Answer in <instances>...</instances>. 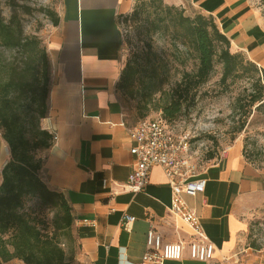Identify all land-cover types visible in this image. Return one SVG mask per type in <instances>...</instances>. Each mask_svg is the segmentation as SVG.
Returning <instances> with one entry per match:
<instances>
[{
  "label": "crops",
  "instance_id": "obj_1",
  "mask_svg": "<svg viewBox=\"0 0 264 264\" xmlns=\"http://www.w3.org/2000/svg\"><path fill=\"white\" fill-rule=\"evenodd\" d=\"M165 2L212 17L230 50L264 71V15L255 0ZM131 6V0H59L58 23L44 37L50 85L39 126L56 139L38 152L39 175L70 207L77 250L67 264H137L148 229L164 243L186 244L192 238L188 225L169 211L171 188L160 166L150 169L143 191L133 193L124 186L135 160L127 130L136 121L116 88L123 68L117 16ZM8 159L0 129V183ZM199 174L206 179L204 191L183 194V199L213 243V257L198 261L185 250L182 259L169 264H264V251L247 243L249 217L264 204V168L249 162L242 144L235 142ZM123 213L135 217L127 228L121 224ZM0 264L25 263L0 258Z\"/></svg>",
  "mask_w": 264,
  "mask_h": 264
},
{
  "label": "rangeland",
  "instance_id": "obj_2",
  "mask_svg": "<svg viewBox=\"0 0 264 264\" xmlns=\"http://www.w3.org/2000/svg\"><path fill=\"white\" fill-rule=\"evenodd\" d=\"M163 2L174 5L165 0ZM255 2L264 15V0ZM131 3L127 13L117 16L120 59L123 67L130 62L133 68L124 88L118 92L129 116L137 122L140 119L137 115L139 107L146 111L145 117L162 118V106L172 100L180 71L194 70L196 59L188 44L179 39L178 27L171 25L169 19L166 24L160 22L159 13L167 14L168 11L162 10L153 0H131ZM58 4L59 0H0V9L6 21L15 15L23 33L38 36L45 46V33L52 24L47 11L57 13ZM174 6L182 8L185 15L192 16L182 6ZM135 7L138 14L133 16ZM176 12L171 11L168 17L176 16ZM21 58L17 49L0 45V70L10 63L19 64ZM241 66V70L222 80V64L215 58L213 70L207 81L195 91L193 102L174 119L166 121L175 135L187 137V157L196 173L202 172L212 160L221 156L228 145L235 142L242 144L243 155L249 162L264 168V104L256 107L259 103L252 102V95L255 94L262 92L264 98V90L255 82L259 73H254L243 54ZM262 84L264 86V82ZM209 153H213V158H209ZM20 211L26 213L42 231H55L53 225L59 218V208L44 205L31 195L24 198ZM60 242L65 249L71 246L64 236L60 237ZM251 242L257 245L256 250L264 251V204L249 217L247 243L250 245ZM72 246L76 252V242Z\"/></svg>",
  "mask_w": 264,
  "mask_h": 264
},
{
  "label": "trees",
  "instance_id": "obj_3",
  "mask_svg": "<svg viewBox=\"0 0 264 264\" xmlns=\"http://www.w3.org/2000/svg\"><path fill=\"white\" fill-rule=\"evenodd\" d=\"M153 1L169 12L159 13L160 22L166 24L169 19L171 25L178 27L179 39L188 44L196 59L194 70L180 71L179 83L172 91V100L162 106V119L166 123L193 102L195 91L211 74L215 58L222 64L221 79L224 80L242 69V53L230 50L228 39L218 30L212 17L200 13L185 15L182 8L168 5L163 0ZM173 10L178 11L176 16L168 17ZM136 14L137 7L131 15ZM47 15L53 25L58 23L57 13L47 11ZM0 45L17 49L22 55L19 64L10 63L0 70V129L9 147V159L2 168L0 183V258L4 261L17 258L25 264H67L74 252L72 244L76 242L70 207L63 194L49 189L39 175L42 158L38 152L48 148L53 138L39 126V120L45 117L48 108L50 62L46 48L38 36L23 33L15 15L6 21L1 9ZM249 64L254 73H259L255 82L264 90V71L250 60ZM132 69L130 62L122 68L116 83L117 90L124 88ZM262 95V92L252 95V102L259 103L256 107L264 104ZM140 108H137V115L143 119L146 111ZM208 156L213 158V153ZM31 195L44 205L59 208V218L55 219L53 225L54 232L42 231L26 213L20 211L24 198ZM58 230L62 233H56ZM61 236L71 242L66 251L60 242ZM250 246L258 248L252 242Z\"/></svg>",
  "mask_w": 264,
  "mask_h": 264
},
{
  "label": "built area",
  "instance_id": "obj_4",
  "mask_svg": "<svg viewBox=\"0 0 264 264\" xmlns=\"http://www.w3.org/2000/svg\"><path fill=\"white\" fill-rule=\"evenodd\" d=\"M127 132L132 142L130 153L135 160L124 186L133 193L143 191L149 181L150 169L160 166L171 188L169 211L192 231L191 240L185 244L181 240L164 243L159 233L148 229L146 249L137 264H169V261L182 259L185 250L191 259L209 261L213 257L215 247L204 234L199 217L183 199V194L194 196L203 192L206 184V179L194 172L188 161L187 137L175 135L161 117L140 119L129 127ZM53 139H56L55 135ZM230 147L231 145H228L221 156L226 154ZM107 182L104 179L103 186ZM134 220L133 215L123 213L121 224L127 228Z\"/></svg>",
  "mask_w": 264,
  "mask_h": 264
}]
</instances>
